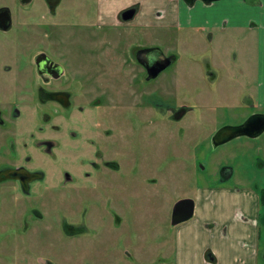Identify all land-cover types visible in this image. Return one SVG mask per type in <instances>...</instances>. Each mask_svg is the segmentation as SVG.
Wrapping results in <instances>:
<instances>
[{"label":"rangeland","instance_id":"rangeland-1","mask_svg":"<svg viewBox=\"0 0 264 264\" xmlns=\"http://www.w3.org/2000/svg\"><path fill=\"white\" fill-rule=\"evenodd\" d=\"M102 2L60 0L47 28L23 30L22 35L20 30L7 33V38L14 40H8L4 52L15 59L18 54L30 58L48 42L51 51L59 46L46 38L67 42L71 61L63 64L70 70L73 103L64 110L39 105L40 117L47 115L64 123L118 116L121 131L117 138L120 150L104 153V159L118 163V168L103 166L99 159H95L98 168L90 167L85 160L93 155L82 156L78 151L53 156L30 154L32 160L24 164L37 167L46 176L45 183L39 184L45 198L35 205L43 219L31 215V202L0 194L5 197L0 199V264H38V257L55 264H173L174 230L191 219L171 225L172 207L178 199L194 198L198 188L226 182L264 187V131L259 137L238 136L217 146L212 144V136L220 127L241 122L251 111H264L258 105L247 107L241 93L251 88L255 92L254 59L260 30L255 26L244 30L188 27L144 32L135 27V18L126 23L115 19V28L98 30L103 24ZM35 3L40 11L46 10L43 0ZM19 36L26 38L15 40ZM134 43L158 44L166 52L177 53L174 68L183 75L182 100L197 104L181 122H161L145 128L139 121L127 124L129 110L123 102L127 93H120L118 107L111 92L105 93L103 105L95 106L100 95L95 79L88 82L94 87L83 86L81 71L86 67L98 69L90 50L99 54V68L111 72L116 58L122 63L128 45ZM201 52L214 54V61L220 63L212 64L218 77L210 84L207 69L198 60ZM246 57L250 62L245 78L241 62ZM27 103L23 99L19 109L29 111L26 117L30 119L33 106ZM29 122L20 124L22 132L37 130L43 124ZM109 123L114 124V120ZM225 166L232 173L222 180L219 170ZM260 209L263 214L264 205ZM63 218L67 220L66 233L59 224ZM23 226L29 229L19 231Z\"/></svg>","mask_w":264,"mask_h":264},{"label":"flooded vegetation","instance_id":"flooded-vegetation-1","mask_svg":"<svg viewBox=\"0 0 264 264\" xmlns=\"http://www.w3.org/2000/svg\"><path fill=\"white\" fill-rule=\"evenodd\" d=\"M59 2L60 0L57 3L53 0H43L46 10L40 11L35 0H0V194L6 195L7 198H20L31 202V215L39 220L43 219V214L35 205L39 199L45 198L44 193L41 194L42 191L39 190V184L45 183L46 176L37 167L24 164L32 160L30 154L44 153L53 156L57 152L65 154L67 151H78L82 156L93 155V158L85 160L90 167H99L95 159L102 160L103 166L119 167V164L113 160L104 159L105 152L110 155L120 150L117 139L121 131L118 116L85 117L80 119V122L70 119L61 123L52 120L51 116L39 115V105L49 104L53 108L59 107L64 110L70 108L73 103L71 78L68 74L70 70H67L63 64L64 61H71L67 42L58 38H46L50 39L51 44H59V46L51 51L48 42L44 44L46 47L29 55L30 58L28 55L25 57L24 54H18L15 59L13 54L4 52L8 40H14V38L8 39L7 33L20 30L19 34L22 35L23 30L47 28ZM134 7L137 11V7ZM123 10L116 15L117 23L127 22L121 19ZM114 26H116L114 22H106L97 29L109 30L115 28ZM135 27H139V30L143 29L137 25ZM20 38L26 37L19 36L15 40ZM128 46L129 51L121 59L122 63L117 57L115 69H111V72L99 68V54L90 50L89 55L95 54L94 61L98 69L82 68L81 77L85 88L94 87L88 82L90 78L92 81L95 79V90L100 92L95 106L103 105V99L107 97L105 93L111 92L114 94L113 104L118 107L121 101L120 93H127V98L123 99L129 110L127 124L139 121L140 126L145 128L161 122H181L197 104L188 105L182 100L180 90L183 87V75L180 74L179 69L174 68L178 59L177 53L166 52L158 44L134 43ZM171 56H174L173 61L164 69L158 70L167 62L164 57ZM199 56L198 60L202 61L207 69L205 75L210 84L218 77V72L212 68V64L219 62L214 61L215 58L210 53L201 52ZM26 66L28 67L24 68ZM23 99L33 106L30 119L26 117L30 114L29 111L19 109ZM79 108L83 110L82 106ZM111 120H114V124L109 123ZM29 121L38 124L43 122V124L38 126L37 130L22 132L23 129L19 128L20 124L30 123ZM123 126H125L124 122ZM219 173L222 180L228 179L231 176L230 167H221ZM64 174L67 175L65 172ZM49 189L50 187L47 193ZM1 198L5 197L0 196ZM59 224L66 233V218L61 219ZM82 228L87 229L84 226ZM28 229L27 226L18 228L19 231ZM37 262L55 264L45 257H38Z\"/></svg>","mask_w":264,"mask_h":264},{"label":"crops","instance_id":"crops-1","mask_svg":"<svg viewBox=\"0 0 264 264\" xmlns=\"http://www.w3.org/2000/svg\"><path fill=\"white\" fill-rule=\"evenodd\" d=\"M103 1L102 23L114 22L118 12L134 5L135 25L145 30L257 27L261 33L254 59L255 92L251 88L241 93L247 107L264 108V0H197L191 6L183 0ZM243 40L247 42V37ZM248 62L247 57L241 62L245 78ZM230 184L197 189L193 216L174 230L173 264H264V213L260 209V190L264 187Z\"/></svg>","mask_w":264,"mask_h":264},{"label":"water","instance_id":"water-1","mask_svg":"<svg viewBox=\"0 0 264 264\" xmlns=\"http://www.w3.org/2000/svg\"><path fill=\"white\" fill-rule=\"evenodd\" d=\"M187 4H194L197 0H183ZM204 3H210L218 0H200ZM136 8L134 6L127 7L121 12V19L128 21L135 15ZM174 56L164 57L166 64L161 66L158 70L164 69L171 61ZM264 131V113H252L244 121L235 125H224L220 127L212 136V144L214 146L220 145L228 140L238 137L247 136L255 138ZM194 213V200L190 197H183L178 199L171 211V225L175 226L182 223L193 216ZM264 257V251L262 252Z\"/></svg>","mask_w":264,"mask_h":264},{"label":"trees","instance_id":"trees-1","mask_svg":"<svg viewBox=\"0 0 264 264\" xmlns=\"http://www.w3.org/2000/svg\"><path fill=\"white\" fill-rule=\"evenodd\" d=\"M260 193H261V196H260L261 203L264 205V188L261 189Z\"/></svg>","mask_w":264,"mask_h":264}]
</instances>
